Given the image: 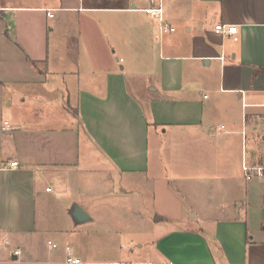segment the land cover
Segmentation results:
<instances>
[{"label":"crops","instance_id":"0c3cea01","mask_svg":"<svg viewBox=\"0 0 264 264\" xmlns=\"http://www.w3.org/2000/svg\"><path fill=\"white\" fill-rule=\"evenodd\" d=\"M163 2L157 40L147 0H0V264L133 222L151 264H264V0Z\"/></svg>","mask_w":264,"mask_h":264},{"label":"rangeland","instance_id":"374dc122","mask_svg":"<svg viewBox=\"0 0 264 264\" xmlns=\"http://www.w3.org/2000/svg\"><path fill=\"white\" fill-rule=\"evenodd\" d=\"M101 17V16H99ZM0 102V111H1V105ZM0 115L2 118L7 115L6 112V106L4 109V112H0ZM1 118V119H2ZM66 119L68 122L70 119L66 115ZM67 122V123H68ZM0 125H2V122H0ZM162 131V130H161ZM211 178H215L216 175H211ZM216 183V182H215ZM223 191H210L209 192V199H205L206 201H209L212 206H215V204H221L222 202H227V197H222ZM221 195V196H220ZM180 203H183L185 200L179 196L177 198ZM206 203V202H205ZM67 222H69L68 218L66 219ZM136 222L132 223H126L124 224V228L122 231L118 232L120 233V236L113 234L111 231H104L96 228V224H87L85 226H89L93 229H97L95 233L92 232L93 235H85L80 236L78 238L79 241H81L79 245L80 253L77 255L74 254L80 258L82 264H151L152 257L149 255L150 248L145 246L146 241L142 236L144 234L143 231H139L138 228H135ZM169 225L172 227H202L208 226L210 228L212 224H191L188 221L182 222V223H173V224H164L163 229H166ZM90 234V233H89ZM67 242L69 243V247L73 249V242L67 239ZM141 244L142 248H138V245ZM5 248L3 245V239L0 240V249ZM41 251L45 253V255L50 254L46 250L45 245L41 246ZM74 250V249H73ZM56 252V251H52ZM57 254V253H56ZM73 254V256H74ZM41 259V258H39ZM30 264H43L41 260H38V262H31ZM48 264V263H45Z\"/></svg>","mask_w":264,"mask_h":264},{"label":"built area","instance_id":"2783aa9c","mask_svg":"<svg viewBox=\"0 0 264 264\" xmlns=\"http://www.w3.org/2000/svg\"><path fill=\"white\" fill-rule=\"evenodd\" d=\"M148 6L143 8V12L152 22L155 24L154 38L161 40L164 36L169 35L175 31L173 25L165 17V9L163 0H147ZM47 16L52 17L51 10H47ZM216 33L226 34L232 37L234 41L237 40L235 37L236 27L235 26H220L215 28ZM264 106V102L262 104ZM6 125V123H5ZM16 163L12 164V167H16ZM244 179L246 181L259 180L264 184V166H250L246 162L242 163L241 166ZM49 189H47L48 191ZM47 245L51 248H56L57 245L48 241ZM65 259L64 264H82L81 260L73 256L72 249L66 245L64 247ZM21 254L20 250L12 251V255L18 257Z\"/></svg>","mask_w":264,"mask_h":264},{"label":"water","instance_id":"95a60500","mask_svg":"<svg viewBox=\"0 0 264 264\" xmlns=\"http://www.w3.org/2000/svg\"><path fill=\"white\" fill-rule=\"evenodd\" d=\"M69 214L75 224H84L90 221L88 215L76 205L71 207Z\"/></svg>","mask_w":264,"mask_h":264}]
</instances>
